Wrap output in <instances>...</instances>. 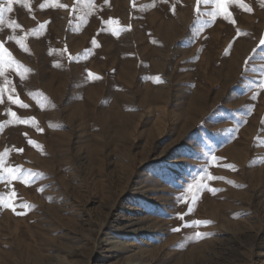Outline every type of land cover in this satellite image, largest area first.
I'll list each match as a JSON object with an SVG mask.
<instances>
[{
    "label": "rangeland",
    "instance_id": "obj_1",
    "mask_svg": "<svg viewBox=\"0 0 264 264\" xmlns=\"http://www.w3.org/2000/svg\"><path fill=\"white\" fill-rule=\"evenodd\" d=\"M182 1L160 6L183 26L144 64L131 34L144 0H50L41 21L63 14L59 31L24 10L14 44L0 25L12 58L0 66V264H264V0H230L221 21L214 0ZM115 7L127 22L106 15ZM114 44L125 69L112 75ZM194 178L221 191L197 193Z\"/></svg>",
    "mask_w": 264,
    "mask_h": 264
},
{
    "label": "bare ground",
    "instance_id": "obj_2",
    "mask_svg": "<svg viewBox=\"0 0 264 264\" xmlns=\"http://www.w3.org/2000/svg\"><path fill=\"white\" fill-rule=\"evenodd\" d=\"M105 1V0H104ZM119 1V0H118ZM145 1V7L147 6L148 8V10L144 13L143 12V14H139V13H137V14H139V15H137V17H136V19H135V24H134V26H135V33H133V32H131V34H134L135 35V38H137V47H138V49H137V51H136V56H137V59L138 60H141L142 61V64H144V63H146L148 60H154V58H155V56H156V54L157 53H159V52H157V50H155V47L152 45V44H154V42H155V40L156 39H159V41L158 42H160V40H162V41H165V42H169V41H171V39H172V41L175 39V38H171V34L173 33V32H176V31H178L180 28H181V25L183 26V24H181V23H179L175 18H176V16L175 17H173L172 16V14L170 15V14H168V13H162V11H163V7H160L161 5H163L164 4V1H166V0H144ZM182 1V0H181ZM170 2H172L174 5H175V9L177 10L179 7H178V5H180V4H178V0H169V2L168 3H170ZM183 2V1H182ZM238 2V1H237ZM245 2H246V0H245ZM255 2V1H254ZM144 3V2H143ZM167 3V2H166ZM172 3L171 4H169V7H170V5H172ZM185 2H183V4H184ZM191 3V2H190ZM238 3H241V0H240V2H238ZM253 2H251V3H249V4H252ZM118 4V3H117ZM127 4H128V2H127ZM126 4V5H127ZM182 4V3H181ZM188 4H189V2H188ZM209 4V3H208ZM214 5V7L212 8V14L213 13H215V15H212L213 17H214V19H213V17H211V20L212 21H216V20H219V21H221V17H220V15H218V12H217V10H216V4H215V0H214V3H213ZM242 4V3H241ZM259 4V3H258ZM41 5H42V7H41ZM49 5H50V0H21V3H14L13 4V10L11 11V12H8V13H5V17H4V23H3V25H4V28H6L7 29V31H10V43L11 44H14V42H15V37H14V33H13V30H11V28H9L8 27V24H9V22H12L13 23V25H14V20H15V18H13V17H15V16H19V12H22V11H24V10H26V11H33L34 13H35V22L38 24V26H37V28H36V30H40V29H43L44 31L46 30V29H48V30H56V31H59V29L61 28L60 26H61V21H62V19H63V14H61V13H56L54 16H53V18L52 19H47V18H45V23H43L42 21H41V18L43 17L41 14L42 13H40L41 11H48L49 12ZM71 5V4H70ZM125 5V6H126ZM190 5V4H189ZM248 5V4H247ZM256 5V4H255ZM117 6V5H116ZM119 6V5H118ZM144 6V5H143ZM166 6V5H165ZM164 6V7H165ZM191 6V5H190ZM209 6V5H208ZM228 6H229V4H228ZM231 7L230 8H232V5H230ZM249 6V5H248ZM261 5L259 4V6L258 7H260ZM263 6V5H262ZM261 6V7H262ZM120 7H121V5H120ZM127 7V6H126ZM126 7H124V8H122V10H120V9H117L116 7L114 8L115 10H112V11H108L107 12V14L106 15H108L109 17H110V19L112 20V21H114V23H115V21L117 20V19H120V21L122 22L124 19H125V21H126V19H128V17L126 16V14H127V9H129V8H127L126 9ZM144 7V8H145ZM157 7H160L161 9H157ZM184 7H185V5H184ZM264 7V6H263ZM109 8H110V6H109ZM142 8V7H141ZM141 8L139 9V10H141ZM168 8V7H167ZM234 8H235V6L233 7V10H234ZM104 9H105V7H104ZM174 9V8H173ZM180 9V8H179ZM191 10H192V8H190ZM258 9V8H257ZM138 10V11H139ZM152 10H155V11H152ZM175 10V11H176ZM203 9L201 8V11H202ZM253 10V9H252ZM264 9H262V11H263ZM170 11V10H169ZM179 11V10H178ZM232 11V10H231ZM69 12V11H68ZM67 12V13H68ZM80 12V11H79ZM78 12V13H79ZM105 12V11H104ZM103 12V13H104ZM170 12H172V11H170ZM177 12V11H176ZM180 12H181V9H180ZM206 12H207V10H206ZM205 12V13H206ZM258 12V11H257ZM66 13V12H65ZM97 13V12H96ZM142 13V12H141ZM174 13V12H173ZM221 13V12H220ZM230 13V12H229ZM232 13V12H231ZM230 13V14H231ZM236 13V12H235ZM252 13V12H251ZM259 13V12H258ZM84 14V13H83ZM112 14V15H111ZM209 14V13H208ZM253 14H255V13H253ZM40 15V16H39ZM45 15V14H44ZM148 15V16H147ZM12 16V17H11ZM22 16V15H21ZM34 16V15H33ZM81 16H83V15H81ZM97 16V15H96ZM147 16V17H146ZM181 16V15H180ZM211 16V15H210ZM245 16V15H244ZM103 16H101V18H102ZM130 17V16H129ZM238 17V16H237ZM104 18V17H103ZM135 18V17H134ZM144 18V19H143ZM178 18V17H177ZM240 18V17H239ZM190 19H191V16H190ZM236 19V18H235ZM245 19V18H244ZM248 19V18H247ZM20 20H21V24H22V30H23V32H26V30H27V28L28 27H30V25L31 24H33V21L31 22V21H28V20H24L23 19V17L22 18H20ZM144 20V21H143ZM249 20V19H248ZM74 21V20H73ZM209 21V20H208ZM211 21V22H212ZM218 21V22H219ZM236 21H238V19L236 20ZM250 21V20H249ZM77 22V21H76ZM76 22H74V23H76ZM106 22V21H105ZM127 22V21H126ZM260 22V21H259ZM208 23V22H207ZM210 23V22H209ZM243 23V22H242ZM119 24H120V22H119ZM212 26H213V24L212 23H210ZM214 24H216V23H214ZM223 24V23H222ZM221 24V25H222ZM246 24V23H245ZM1 25V24H0ZM93 25V24H92ZM210 25V27L209 28H211L212 26ZM219 25H220V23H219ZM2 26V25H1ZM94 26V25H93ZM96 26H97V23H96ZM209 26V25H208ZM225 26H227V24H225L224 25V27ZM230 26V25H229ZM222 27V26H221ZM256 27V26H255ZM102 28V27H101ZM220 28V27H219ZM98 29V28H97ZM128 29V28H127ZM205 29H206V27H205ZM216 29V28H215ZM247 30V29H246ZM226 31V30H225ZM229 31H230V28H229ZM231 31H232V29H231ZM244 31V30H243ZM15 32V31H14ZM240 32H242V31H240ZM249 32H250V30H249ZM52 33V32H51ZM100 33V32H99ZM98 33V34H99ZM245 33V32H244ZM248 33V32H247ZM131 34H129V35H131ZM205 34V33H204ZM204 34H203V36H204ZM210 33H208V35H209ZM213 34V33H212ZM222 34V33H221ZM225 34V33H224ZM6 35V34H5ZM53 35V34H52ZM59 35V34H58ZM57 35V36H58ZM123 35H125V34H123ZM199 35V34H198ZM51 36V35H50ZM126 36V35H125ZM219 36V35H218ZM237 36H238V33H237ZM176 37V36H175ZM202 37V36H201ZM215 37H216V34H215ZM52 38V37H51ZM63 38V37H62ZM85 38V37H84ZM200 38V37H199ZM210 38V37H209ZM238 38L240 39V37L238 36ZM61 39V38H60ZM125 39V38H124ZM216 39V38H215ZM235 39H237V37L235 38ZM238 39V40H239ZM234 40V39H233ZM237 40V42H236V44H235V46H234V50H233V52H232V54H231V56L230 57H227L226 59H225V67H226V69H227V71H229V70H236L237 69V66L239 65V63H240V54H241V49L244 47V45H245V43H246V39H245V37H242L239 41ZM5 41V40H4ZM101 41H102V39H101ZM143 41H145V42H143ZM212 41H213V39H212ZM231 41V40H230ZM63 42V41H62ZM61 42V43H62ZM69 42V41H68ZM89 42V41H88ZM103 42V41H102ZM130 42V41H129ZM49 43V42H48ZM64 43V42H63ZM90 43V42H89ZM174 43V42H173ZM233 43V42H232ZM166 44V43H165ZM8 45V44H7ZM6 45V46H7ZM115 45V48H114V50H107V48H106V55H107V60H109V62H110V64H112L111 66L113 67L114 66V68L116 69V71H114V72H112V75H114V73L115 72H123L124 71V69H125V61H124V53H123V51L121 50V47H119L118 45H116V44H114ZM113 45V46H114ZM233 45V44H232ZM9 46V45H8ZM60 46H62V45H60ZM133 46H134V44H133ZM156 46H158V45H156ZM33 47V46H32ZM9 48V47H8ZM34 48L36 49V52L37 53H40V51H39V48H36L35 47V45H34ZM159 48V47H158ZM246 48V47H245ZM11 49V48H10ZM63 49V48H62ZM70 49V48H69ZM87 49V48H86ZM116 49V50H115ZM136 49V48H135ZM229 50V49H228ZM70 51H72V50H70ZM161 51V50H160ZM89 52V51H88ZM176 52V51H175ZM229 52V51H228ZM11 53V52H10ZM78 53H79V51H78ZM179 53V52H178ZM177 53V54H178ZM85 54V53H84ZM130 54V53H129ZM135 54V53H134ZM228 54V53H227ZM12 55L13 56H16V55H14L13 53H12ZM78 55H81V54H78ZM133 54L131 53V56H132ZM185 55V54H184ZM223 55H225V53L223 54ZM82 56V55H81ZM88 56H90V55H88ZM130 56V57H131ZM164 56H166V58L167 57H169L170 56V53H164ZM186 56V55H185ZM161 57H163L162 55H161ZM135 58V57H134ZM224 58V57H223ZM78 59V58H77ZM156 60V59H155ZM158 60V59H157ZM224 60V59H223ZM50 61V60H49ZM112 62V63H111ZM137 62V61H136ZM155 62V61H154ZM264 62V61H263ZM47 63V62H46ZM106 63V62H105ZM223 63V62H222ZM185 64V63H184ZM141 65V64H140ZM158 64H156L155 66H157ZM260 66H261V64H260ZM260 66H258V67H260ZM250 67V66H249ZM105 68V67H104ZM182 69V68H181ZM255 69V68H254ZM257 69V68H256ZM105 70V69H104ZM262 70V69H261ZM253 71H256V70H253ZM257 71H258V69H257ZM182 72V71H181ZM258 72H260V71H258ZM106 75V74H105ZM207 91V90H206ZM204 93V92H203ZM196 98V97H195ZM195 101V99H193V101H192V103ZM192 108V106H189V107H187V110L188 109H191ZM119 115V117L120 116H122L121 118H123V114L124 113H122V112H120V113H118ZM125 115V114H124ZM131 115V114H130ZM235 253V252H234Z\"/></svg>",
    "mask_w": 264,
    "mask_h": 264
},
{
    "label": "snow or ice",
    "instance_id": "obj_3",
    "mask_svg": "<svg viewBox=\"0 0 264 264\" xmlns=\"http://www.w3.org/2000/svg\"><path fill=\"white\" fill-rule=\"evenodd\" d=\"M200 0H197V3L199 4ZM204 3H211L212 0H203ZM230 0H215V4L217 6V11L219 12H223L225 14H227L229 12V9L227 7V5L229 4ZM14 3H21V0H7L6 4H0V24L4 23V17H5V13L11 12L13 10V4ZM243 7L246 8L247 11H251L252 9L250 7H248L247 5H242ZM42 7V5H41ZM197 11H199V8L197 9ZM213 15H215V13H213ZM8 27L11 28L13 27V23L9 22ZM16 27H19V25H16ZM92 43H95V41H92ZM261 45H264V39H261L259 42ZM5 53L8 54V62L11 63L12 62V58H11V53L8 52V49L4 47L3 42H0V66H2L5 63ZM0 75H3V71L2 69H0ZM89 75H95L92 73H89ZM97 79H99V77H96ZM3 92V89H0V93ZM0 99H2V96H0ZM9 99L11 100L12 97L10 96ZM24 107H27V105H23ZM12 116H16V113L13 112ZM33 121L35 118H31ZM21 123H28V120H21ZM40 132H43L42 128H38L37 129ZM30 144H35V141L29 140ZM39 147V145H37ZM213 159H217L216 157H213ZM225 167H232L231 165H225ZM9 175H12L14 171H18L16 169H8L7 170ZM43 173H33L31 170H29V176H42ZM208 179L211 180H219V179H224L223 177H219V176H210L208 177ZM231 183V181H229ZM29 183H31V181H29ZM194 184H195V190L197 193L199 192H203L204 190H208L210 191L213 195H215V193L217 191H221L220 189H217L215 187H210L207 183H200V182H196L195 178H194ZM194 187L193 184H189L188 185V189L192 190ZM40 191H43V189H40ZM178 202L181 200H184V196H180L177 197ZM197 202V196L194 194L191 196V202L189 203V206L187 208V213L185 214H178L176 216L177 219L183 221L184 220V215H188L193 213L194 211V207L193 205H195V203ZM8 207H12V210L15 211V207H13L11 204L7 205ZM28 207H31V205H28ZM18 215L23 214V213H17ZM195 223L200 224V223H204V224H210L212 223V221L210 220H204V221H195ZM173 231H180V228L177 227L175 229H173ZM203 235H211L210 233H195V236L197 238L202 237Z\"/></svg>",
    "mask_w": 264,
    "mask_h": 264
}]
</instances>
